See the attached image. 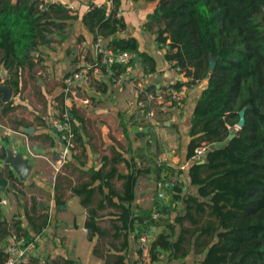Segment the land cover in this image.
Masks as SVG:
<instances>
[{
  "label": "crops",
  "instance_id": "0c3cea01",
  "mask_svg": "<svg viewBox=\"0 0 264 264\" xmlns=\"http://www.w3.org/2000/svg\"><path fill=\"white\" fill-rule=\"evenodd\" d=\"M46 1H55L53 7L62 4L66 12L59 13L55 8L50 12L56 25L50 26L51 31L32 51L33 66L20 68L19 91L9 82V69L8 80L0 79V85L7 84L13 91L10 101H4L0 92V159L5 155V142L14 149L21 142L34 165L26 181H18L15 186L7 177L10 170L4 168L3 176L9 184L1 195L9 204L0 206V224L12 235L16 233L14 225L20 221L22 228L31 232L38 251L30 264H135L140 257L144 264H199L204 255L196 253L193 245L184 258L169 262L167 254H162L160 261L152 263L150 245L170 219L173 221L179 211L184 214L183 204H173L176 211L168 209L171 195L162 182L175 176L171 174L173 169H184L188 164L192 112L205 81L193 83L181 109H158L153 125L146 121L140 95L132 86L115 88L107 73L96 76L91 87L80 83L81 91L91 97L92 103L83 105L78 101L70 110L77 151L68 154L60 170L51 162H56L65 150L51 125L53 98L65 87L64 77L73 68L82 41L88 44L84 56L89 61L94 58V33L83 21L93 5H106L108 13L120 12L124 27L117 36L135 37L140 51L153 57L155 71L150 72L138 54L135 74L147 85L159 89L182 81L175 63L166 58L168 46H160L156 34L146 27L158 0H114V7L110 0ZM67 6H74L76 14H70ZM2 55L3 51L0 65ZM39 67L45 73L43 77L36 74ZM8 103L12 108L6 112ZM27 127L32 128L31 132L24 131ZM146 128L148 132L139 137L137 133ZM91 169L112 175L94 178ZM134 171L138 179L132 185L133 179L128 176ZM89 190H93L90 199ZM160 192L163 197H159ZM186 192L204 200L197 186L188 184ZM131 194L133 199H127ZM161 204L166 205L167 212L154 219L151 216L149 247L143 250L138 228L146 212L159 211ZM124 206L134 211V220L122 219ZM90 210L96 211L94 220L100 230L87 227ZM179 233L177 226L173 240ZM11 235L0 240V246H6Z\"/></svg>",
  "mask_w": 264,
  "mask_h": 264
},
{
  "label": "trees",
  "instance_id": "16d2710c",
  "mask_svg": "<svg viewBox=\"0 0 264 264\" xmlns=\"http://www.w3.org/2000/svg\"><path fill=\"white\" fill-rule=\"evenodd\" d=\"M39 2L0 0L1 62L12 71L9 82L16 91L20 68L33 66L32 51L56 25L50 12L54 8L66 12L62 4L39 10ZM92 8L83 21L94 36L108 38L115 51H135L147 71H155L153 57L140 51L135 37L117 36L124 24L116 10L108 13L106 5ZM146 27L156 34L160 46H168L166 58L176 68L193 77V82L205 81L192 112L188 164L177 170L184 180L167 190L168 209L176 211L172 205L183 204L184 214L179 211L151 243V261H160L162 254L169 262L184 258L193 245L196 253L204 255L199 264H264V0H158ZM11 108L8 103L5 111ZM241 111L245 122L237 128ZM231 128H236V136L226 146L210 150L211 143L228 138ZM202 144L207 151L201 158L205 162L199 163L193 157ZM134 172L128 176L132 185L138 179ZM91 173L102 179L112 175L95 169ZM7 177L14 186L19 181L12 171ZM188 184L197 186L204 200L187 193ZM92 193L89 190L87 198ZM163 207L160 211L167 212ZM89 215L87 227L100 230L94 220L96 211L90 210ZM151 216L146 212L138 238L149 229ZM132 217L136 218L134 211L124 206L122 219ZM20 223L14 225L17 235L33 239ZM177 226L180 233L173 240ZM10 235L1 223L0 240ZM4 246H0V264L6 259Z\"/></svg>",
  "mask_w": 264,
  "mask_h": 264
},
{
  "label": "built area",
  "instance_id": "2783aa9c",
  "mask_svg": "<svg viewBox=\"0 0 264 264\" xmlns=\"http://www.w3.org/2000/svg\"><path fill=\"white\" fill-rule=\"evenodd\" d=\"M111 6L114 7V0H110ZM55 1L40 0L37 3L39 10H46L47 6L54 4ZM94 7H102V4L93 5ZM92 6V7H93ZM70 14L75 15L76 9L74 6H67ZM116 16L120 17V12H116ZM88 44L82 41L78 45V53L76 55L73 68L65 75V87L58 97L53 98L52 102V122L51 125L56 130L58 137L64 143L65 150L58 156L56 162H52L56 170H60L62 165L67 161L69 153L77 151L76 131L71 120V107L76 102H82L83 105L92 103L91 97L83 94L79 84L84 83L85 86L91 87L94 78L102 73H107L115 88H122L126 84L132 86L140 95L139 104L144 109V116L147 122L153 125L154 116L158 109L170 107L174 110L181 109L184 105L189 89L193 86V77L186 76L181 72L180 67H177L181 77L182 85L179 87L170 86L164 88H151L147 85L142 77L135 74L137 65V53L131 50L115 51L109 45L108 38L101 35L94 36L93 51L94 58L89 61L84 56V52ZM40 63V62H39ZM37 76L43 77L44 71L39 67L36 72ZM183 79L185 81H183ZM142 129V128H141ZM207 151V145L202 144L195 149L193 158L201 159ZM184 180V174H177L172 178L162 182L163 189H172L177 182ZM164 193L160 192L159 197H163ZM7 198L2 197L1 205H8ZM161 211H156L152 214V219L161 216ZM149 219L147 220V222ZM149 232L144 231L140 235V243L143 250L149 247ZM6 259L3 264H30L32 258L37 255V240L27 239L23 236L14 233L11 235L7 245L4 248ZM135 264H144L143 258H139Z\"/></svg>",
  "mask_w": 264,
  "mask_h": 264
},
{
  "label": "water",
  "instance_id": "95a60500",
  "mask_svg": "<svg viewBox=\"0 0 264 264\" xmlns=\"http://www.w3.org/2000/svg\"><path fill=\"white\" fill-rule=\"evenodd\" d=\"M30 54V52H28ZM139 59V55L136 57ZM214 65L211 66L213 68ZM8 76V71L5 68L4 63H1L0 65V79L4 80ZM209 77V76H208ZM0 92L3 94L2 99L4 101H10L13 91L10 87H8L7 84H2L0 85ZM245 122V117H244V112L241 111V118L237 124V128L241 127ZM32 128L27 127L24 129L26 132H31ZM148 132V128H146L144 131L138 132L137 135L143 136L144 133ZM236 136V128H231L230 129V135L228 136L227 139L224 141H217L214 143H211L209 145L210 150L222 148L226 146L230 140H232ZM147 144L151 145V141L148 140L146 141ZM4 148H5V155L3 158L0 159V206H1V200H2V195L1 192L5 191L8 187L9 184V179L5 176H3V171L5 167H8L10 171H12L17 177L20 182H25L27 177L30 175V173L33 170V163H32V157L31 156H26L25 155V150L21 146V142H19V147L17 149H14L11 147V145L7 142L4 143ZM205 159H201L199 163H204ZM170 190H172L170 188ZM162 205V204H161ZM166 207H163V210H166Z\"/></svg>",
  "mask_w": 264,
  "mask_h": 264
},
{
  "label": "rangeland",
  "instance_id": "374dc122",
  "mask_svg": "<svg viewBox=\"0 0 264 264\" xmlns=\"http://www.w3.org/2000/svg\"><path fill=\"white\" fill-rule=\"evenodd\" d=\"M40 42H42V41H40ZM177 170H178V169H173L171 174H172V175H176V174H178V173H177Z\"/></svg>",
  "mask_w": 264,
  "mask_h": 264
}]
</instances>
